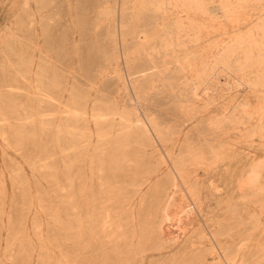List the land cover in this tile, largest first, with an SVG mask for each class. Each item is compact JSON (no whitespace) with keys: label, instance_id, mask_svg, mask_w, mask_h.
Instances as JSON below:
<instances>
[{"label":"rangeland","instance_id":"rangeland-1","mask_svg":"<svg viewBox=\"0 0 264 264\" xmlns=\"http://www.w3.org/2000/svg\"><path fill=\"white\" fill-rule=\"evenodd\" d=\"M256 75L264 0H0V264H264Z\"/></svg>","mask_w":264,"mask_h":264},{"label":"bare ground","instance_id":"bare-ground-1","mask_svg":"<svg viewBox=\"0 0 264 264\" xmlns=\"http://www.w3.org/2000/svg\"><path fill=\"white\" fill-rule=\"evenodd\" d=\"M140 1V0H139ZM192 2L194 1V0H191ZM132 2V1H131ZM178 3V2H177ZM189 3V2H188ZM195 4V3H194ZM226 6H227V4H226ZM178 7V6H177ZM192 7V6H191ZM188 8V7H187ZM190 8V7H189ZM194 8V7H193ZM235 9V8H234ZM123 10V9H122ZM194 10V9H193ZM201 10V9H200ZM138 11V10H137ZM195 11V10H194ZM237 11V10H236ZM119 13V12H118ZM235 14V13H234ZM224 15V14H223ZM237 15V14H236ZM235 15V16H236ZM229 16V15H228ZM137 17V16H136ZM236 18V17H235ZM119 19V18H118ZM166 19V18H165ZM136 20H138V19H136ZM236 20V19H235ZM239 20V19H238ZM119 22V21H118ZM159 24V23H158ZM196 24V23H195ZM161 25V24H160ZM192 25V24H191ZM194 25V24H193ZM116 26V25H115ZM163 27V26H162ZM165 27V26H164ZM196 27V26H195ZM161 28V27H160ZM176 28V27H175ZM116 29V28H115ZM135 29V28H134ZM176 29H178V28H176ZM162 30H164V29H162ZM124 32V31H123ZM135 33V32H134ZM138 35V34H137ZM146 35V34H145ZM132 36V35H131ZM134 37V36H133ZM141 37V36H140ZM139 37V38H140ZM123 38H125V37H123ZM138 38V37H137ZM132 40V39H131ZM137 40V39H136ZM254 40V39H253ZM145 41V40H144ZM149 42V41H148ZM251 42V41H250ZM156 44V43H155ZM232 44V43H231ZM249 44V43H248ZM220 45V44H219ZM255 45V44H254ZM239 46V45H238ZM225 47V46H224ZM247 49V48H246ZM159 54V53H158ZM224 55V54H223ZM258 55V54H257ZM167 56V55H166ZM233 56V55H232ZM246 56V55H245ZM190 57V56H189ZM203 57V56H202ZM255 57V56H254ZM262 57V56H261ZM194 58H196V57H194ZM190 59V58H189ZM188 60V59H187ZM194 60V59H193ZM197 61H198V58H197ZM251 62V61H250ZM184 63V62H183ZM189 63V62H188ZM194 63H195V61H194ZM246 63V62H245ZM154 64V63H153ZM152 64V65H153ZM193 64V63H192ZM199 64V63H198ZM243 64V63H242ZM251 64V63H250ZM254 64V63H253ZM188 65V64H187ZM249 65V64H248ZM186 66V65H185ZM189 66V65H188ZM164 67V66H163ZM166 67V66H165ZM199 67V66H198ZM197 67V68H198ZM154 69V68H153ZM154 72V71H153ZM251 72H253V71H251ZM257 72V71H256ZM239 74V73H238ZM243 74V73H242ZM241 74V75H242ZM249 75V74H248ZM129 76V75H128ZM143 76H144V74H143ZM245 76V75H244ZM122 77V76H121ZM146 77H148V75L146 76ZM122 79V78H121ZM124 79V78H123ZM124 83V82H123ZM251 84L252 85H254V86H259V85H264V81L262 80V78L260 79L259 78V75H256L255 76V80L254 81H252L251 82ZM252 88V87H251ZM260 88H261V86H260ZM134 89V88H133ZM255 91V90H254ZM261 92V91H260ZM253 95V94H252ZM260 96V95H259ZM105 97V96H104ZM256 97V96H255ZM142 98V97H141ZM97 99V98H96ZM95 99V100H96ZM246 102V101H245ZM98 103V102H97ZM105 104V103H104ZM149 105V104H148ZM113 107V106H112ZM240 107V106H239ZM111 110V109H110ZM123 112V111H122ZM124 113V112H123ZM81 114V113H80ZM76 115V114H75ZM222 115V114H221ZM95 116L97 117V119H99V118H101V117H104V116H106L103 112H96L95 113ZM123 116V115H122ZM133 117V116H132ZM224 117V116H223ZM230 117V116H229ZM232 117H233V115H232ZM236 117H237V115H236ZM115 118V117H114ZM121 118V117H120ZM136 118V117H135ZM256 118V117H255ZM230 119V118H229ZM123 120H125V122H129V119L128 118H125V117H123ZM138 120V119H137ZM255 120V119H254ZM143 121V120H142ZM138 122V121H137ZM243 122V121H242ZM145 123V122H144ZM147 123V122H146ZM154 123V122H153ZM235 123V122H234ZM67 124V123H66ZM132 124V123H131ZM135 124V123H134ZM237 124V123H236ZM243 124V123H242ZM246 124H249V123H247L246 122ZM261 125V124H260ZM127 126H130V123L129 124H125V126H124V128L121 130V131H119V133H122V132H124L125 130H127ZM136 126V125H135ZM149 126V125H148ZM252 126V125H251ZM153 127H155V126H153ZM117 128V127H116ZM115 128V129H116ZM135 128V127H134ZM245 128V127H244ZM251 128V127H250ZM155 129V128H154ZM247 129V128H246ZM207 130V129H206ZM209 130V129H208ZM245 130V129H244ZM260 130H262L261 129V127H256L255 129L253 128V129H250L249 131H247V133H248V136L249 137H253L257 132H259ZM134 131V130H133ZM151 131V130H150ZM160 131V130H159ZM262 132V131H261ZM261 132H259L260 134H262ZM264 133V132H263ZM99 135V137L98 138H102L103 136H104V134L103 133H100V134H98ZM150 135V134H149ZM263 136H264V134H262ZM81 136V135H80ZM163 136V135H162ZM262 136V137H263ZM260 137H261V135H260ZM97 138V139H98ZM166 138V137H165ZM204 138V137H203ZM254 138V137H253ZM252 138V139H253ZM248 139V138H247ZM112 140V139H111ZM160 140V139H159ZM205 140V139H204ZM251 140V139H250ZM153 141V140H152ZM203 141V140H202ZM198 142V141H197ZM99 145H100V143H99ZM154 145V144H153ZM175 147V146H174ZM173 147V148H174ZM187 148V147H186ZM196 148V147H195ZM194 148V149H195ZM189 149V148H188ZM204 149V148H203ZM193 150V149H192ZM213 150V149H212ZM189 151V150H188ZM193 152V151H192ZM195 152V151H194ZM210 152V151H209ZM220 154V153H219ZM204 155V154H203ZM209 155V154H208ZM218 155V154H217ZM213 156V155H212ZM202 158V157H201ZM220 160V159H219ZM258 160V159H257ZM221 164V163H220ZM182 165H183V163H182ZM211 166V165H210ZM174 167V166H173ZM216 167V166H215ZM68 169L69 168H71L70 166L69 167H67ZM206 168V167H205ZM212 168H214V167H212ZM210 170V169H209ZM187 171V170H186ZM197 171V170H196ZM199 171V170H198ZM179 172H180V170H179ZM184 172V171H183ZM183 172H181L182 174H185V173H183ZM189 172V171H188ZM196 173V172H195ZM187 174V173H186ZM188 174H190V173H188ZM179 176V175H178ZM182 176H184L185 177V175H182ZM181 176V177H182ZM190 176V175H189ZM193 176V175H192ZM197 176V175H196ZM196 176H194L193 178H195ZM264 176V162H256V163H252L251 165H250V167H249V169H248V171H247V176H246V178H244V179H247V183L249 184V185H251V186H253V187H255V189H256V187H258L257 189L259 190V191H263V189H264V187H261L260 186V181H261V179H262V177ZM188 178V177H187ZM198 178V177H197ZM196 178V179H197ZM201 178V177H200ZM190 179V181H191V178H189ZM198 180V179H197ZM190 181H188V182H190ZM196 181V180H195ZM199 181V180H198ZM247 183H245V184H247ZM242 184V183H241ZM197 186V185H196ZM241 187H242V185H241ZM252 187V188H253ZM248 190V189H247ZM254 189H252V191H253ZM258 190H255V191H258ZM251 191V190H250ZM256 193V192H255ZM254 193V194H255ZM259 193H261V192H259ZM264 194V193H263ZM88 195V194H87ZM86 195V196H87ZM242 195V194H241ZM84 197V196H83ZM89 197V196H88ZM243 197V196H242ZM244 197H246V196H244ZM124 198V197H123ZM248 198V197H247ZM90 199V198H89ZM184 199V198H183ZM249 200V199H248ZM251 201V200H250ZM252 204V203H251ZM251 204H250V208H251ZM245 205H247V204H245ZM248 205H249V203H248ZM247 205V206H248ZM231 208H233V207H231ZM41 209V208H40ZM253 215H255V219H256V223L257 224H262V219L260 218V216H259V214L261 213H257L255 210H253ZM167 215V214H166ZM166 218H168V217H166ZM169 219V218H168ZM167 220V219H166ZM93 225V224H92ZM263 226H264V224H263ZM158 229V228H157ZM261 229V228H260ZM259 230V229H258ZM263 231V230H262ZM173 237V236H172ZM171 238V237H170ZM221 242V241H220ZM6 243V242H5ZM219 243V242H218ZM224 246H222V248H223ZM227 250H228V248H227ZM226 251V250H225ZM238 257V256H237ZM237 257H235V258H237ZM227 258H230V257H228L227 256ZM234 260V259H233ZM238 262V261H237Z\"/></svg>","mask_w":264,"mask_h":264}]
</instances>
